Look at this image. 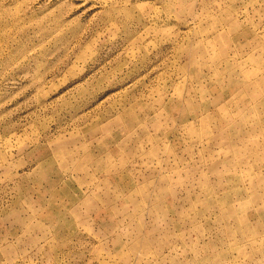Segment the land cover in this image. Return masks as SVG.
Here are the masks:
<instances>
[{"label":"rangeland","instance_id":"obj_1","mask_svg":"<svg viewBox=\"0 0 264 264\" xmlns=\"http://www.w3.org/2000/svg\"><path fill=\"white\" fill-rule=\"evenodd\" d=\"M0 264H264V0H0Z\"/></svg>","mask_w":264,"mask_h":264}]
</instances>
